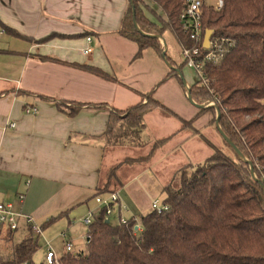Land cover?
I'll return each mask as SVG.
<instances>
[{
	"label": "crops",
	"instance_id": "crops-1",
	"mask_svg": "<svg viewBox=\"0 0 264 264\" xmlns=\"http://www.w3.org/2000/svg\"><path fill=\"white\" fill-rule=\"evenodd\" d=\"M128 5L129 0H0V202L12 203L39 226L62 214L42 228L45 239L61 236L74 244L77 222L97 214L102 207L96 197L112 192L119 195L115 208H127L123 217L139 220L140 203L148 209L159 200L151 197L170 175L194 164L199 154L211 155L201 136L212 141L201 122L211 128L212 113L197 107L188 115L175 108L170 115L159 109L146 114L147 145L131 140L106 145L112 109H126L141 93L154 87L157 93L159 82L166 86L174 78L168 77L169 64L176 62L167 51L163 56L146 48L135 58L137 44L119 34ZM87 47L93 51L86 53ZM145 80L153 84L141 90ZM178 88L172 83L166 94L187 97L186 86ZM28 107L37 110L27 113ZM182 120H193L191 128ZM165 138L146 160L152 144ZM28 226L23 221L13 235L22 230L26 237Z\"/></svg>",
	"mask_w": 264,
	"mask_h": 264
},
{
	"label": "trees",
	"instance_id": "trees-1",
	"mask_svg": "<svg viewBox=\"0 0 264 264\" xmlns=\"http://www.w3.org/2000/svg\"><path fill=\"white\" fill-rule=\"evenodd\" d=\"M222 1L220 9L207 0L202 6L203 36L213 30L214 37L225 39L222 57L216 63L206 62L207 84L198 80L190 92L198 104H216L220 129L244 159L221 134L231 153L201 136L212 144L213 152L204 161L188 163L175 172L163 187L166 208L158 212L151 206L139 220L130 217L122 223L124 210L115 208L109 216L102 207L92 216L84 248L64 251L58 264H264V0ZM185 7L186 0H129L118 32L137 44L135 58L146 48L162 54L160 37L166 29L182 50L202 49V40L191 39L183 28L180 15ZM89 69L112 78L100 69ZM174 72L172 68L168 77ZM155 91L156 87L141 93L140 101L126 109L110 111L106 145L124 140L147 145L145 115L156 109L172 113L155 98ZM217 108L199 109L214 113L216 123ZM182 123L191 128L193 120ZM167 140L155 141L145 159H151ZM246 159L252 162L253 173ZM60 216L50 218L41 228ZM13 234L14 230L0 225V264H47L45 258L41 263L34 260L42 234H36L32 226L19 242H14Z\"/></svg>",
	"mask_w": 264,
	"mask_h": 264
},
{
	"label": "built area",
	"instance_id": "built-area-1",
	"mask_svg": "<svg viewBox=\"0 0 264 264\" xmlns=\"http://www.w3.org/2000/svg\"><path fill=\"white\" fill-rule=\"evenodd\" d=\"M149 1V0H147ZM204 0H186V7L184 8L183 12L180 15V19L183 22V28L184 30L189 33L190 38L195 41L202 40V49L199 47L194 48H185L182 50L185 61L187 62V65L190 67H194V69L197 72L198 80L201 81L203 85H206L208 80L206 78L205 72H204V66L206 62L216 63L220 60L222 57L223 51H224V45H225V39L214 37V31L213 36L211 37L209 41V46L207 48L204 47V36L202 33V6H203ZM216 6L220 9L223 6V1L218 0ZM88 40L91 41V38L88 37ZM161 40V39H160ZM92 47H87L85 49L86 53L92 52ZM188 87H190L187 84ZM187 89V87H186ZM204 105H210L214 106L216 108V104L211 101ZM36 108H26L27 113H34L36 112ZM10 127H15L16 123L12 122L9 124ZM21 200L24 198L23 195H20ZM119 200V195L117 192L110 193L108 196H98L96 198L97 203L101 207H105L107 215H111L114 212L115 205L117 204ZM152 208L157 210L158 212H161L164 208H166L165 205L162 204L159 200H155L151 204ZM127 208H123L121 210H125ZM92 216L93 213L89 212L86 217L83 218V223L87 226L92 224ZM120 222L124 223L126 222V219L124 217H121ZM26 222L27 225L32 226L34 232L36 234L42 233L41 226L37 225L35 221L27 215H24L20 212H16L13 209L12 203H5L0 202V225L4 226L6 229L11 230H17L22 222ZM65 236V234H63ZM86 238V237H85ZM66 251H72L73 245L71 242L66 243ZM45 262L47 264H58L59 263V257L57 253L52 249V247H49L45 254Z\"/></svg>",
	"mask_w": 264,
	"mask_h": 264
},
{
	"label": "rangeland",
	"instance_id": "rangeland-1",
	"mask_svg": "<svg viewBox=\"0 0 264 264\" xmlns=\"http://www.w3.org/2000/svg\"><path fill=\"white\" fill-rule=\"evenodd\" d=\"M209 3L211 4H217L218 0H207ZM165 41H166V46L165 50L167 51V56H169L170 58H173L174 61L176 62V64L180 67L175 66L177 69H179L182 73V75L179 74V78L177 76H172L174 78H172V81L170 83H168L166 86H164V83L159 82V90L161 91H157V93H155V98H157L158 100H160L166 107H168L169 109L175 108L179 111V113L183 112L185 114H189V111L191 109H197L195 108L196 106H194L190 100L188 99V96H184L183 92H182V98L177 99L175 97H171L168 94H166L167 89L171 88L172 83H176V85L179 87L177 90H181L183 91V87H184V82H183V78L185 79V81L189 84L192 85L193 83H195L196 81H198V76H197V72L194 69V67H190L188 65H184L181 66V64L184 62L185 57L184 54L182 52L181 46L178 43L177 39L174 37L173 33L166 29L163 33H162V37ZM161 41V40H160ZM162 45H164L161 42ZM167 61V60H166ZM168 64V62H167ZM169 67H173L172 65ZM183 77V78H182ZM150 81V80H149ZM148 80H145L142 87H140L141 90H148L147 88H149L148 86H151V82H149ZM161 84V85H160ZM166 87V89H165ZM188 90V88L186 89ZM209 103V102H208ZM207 104V103H205ZM189 107V108H188ZM159 111L161 113H163L164 115H170L167 111L163 110V109H159ZM212 119H215V115L214 113L212 114ZM212 120L213 126H211V128L206 127L205 126V120H203L201 123L204 124L203 126V132L207 131V137L210 138V140L212 141V144L216 147L219 148H223L225 151L231 153L232 150L230 148H228V146L224 143L220 133L218 132V130L216 129V123H214V121ZM147 133H152L150 132V130ZM212 144L209 146L207 145L210 154L213 152V148H212ZM205 156L204 153L199 154L198 158L200 159H195L196 162H194V164H197L205 159H203ZM170 179L172 178V175H170L169 177ZM139 198L140 199H144L145 194L139 192L138 193ZM152 194L150 193V196ZM165 197V193L163 192V189L159 192L156 193L155 197H151L152 198H158L159 201L161 202ZM142 201V200H140ZM146 203H140V205L138 206V217H140L142 214L147 213L149 210H151V207H148V209L145 208ZM113 221H116V218H113ZM83 222V221H82ZM82 222H77L78 226V232L79 233V237L78 239H75V242L73 245V251H80L84 248L85 244H86V233L88 231V226H86L84 223ZM82 229L86 230L83 231ZM19 230L18 232L15 233L14 235V242H19L21 241L24 236L25 233ZM36 235V234H35ZM67 238H62L61 236H57L54 238V240L52 239H45L44 236H40L39 242H40V248L38 249V251L34 254V260L36 263H41L44 262V257L46 254V245L47 247H49V245L53 246L56 250V253L58 256H60L64 251H66L65 249V241ZM4 242V241H3ZM46 242H50L49 244ZM2 246H5V244L3 243ZM6 247V246H5Z\"/></svg>",
	"mask_w": 264,
	"mask_h": 264
},
{
	"label": "water",
	"instance_id": "water-1",
	"mask_svg": "<svg viewBox=\"0 0 264 264\" xmlns=\"http://www.w3.org/2000/svg\"><path fill=\"white\" fill-rule=\"evenodd\" d=\"M149 35V34H148ZM149 36H155V35H149ZM213 36V30H207L206 33H205V36H204V47L207 48L209 46V41L211 39V37ZM161 41L162 43L164 44V46H166V41L161 38ZM163 56H166V50L164 49L163 50V53H162ZM168 62V61H167ZM169 63V62H168ZM171 66V64H169ZM171 68H174L176 72H178L180 75H182L181 71L179 69H177L176 67H171ZM183 78V77H182ZM183 82H184V85L188 88L187 90V96H188V99L190 100V102L196 106L197 108H208L210 107V105H204V104H198L196 103L193 98H192V95H191V92H190V87L187 86V82L185 81V79L183 78ZM217 108V107H216ZM217 111H218V116L216 118V126L219 130V133L222 135V137L225 139L226 142L230 143V145L233 147V149L238 153V155L244 159V156L242 154V152L239 150V148L225 135V133L220 129V126H219V110L217 108ZM251 165V171L253 173V164L251 161L247 160Z\"/></svg>",
	"mask_w": 264,
	"mask_h": 264
}]
</instances>
